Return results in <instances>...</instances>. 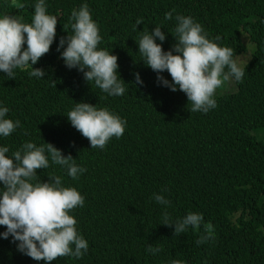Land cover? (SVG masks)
Returning <instances> with one entry per match:
<instances>
[{
    "label": "trees",
    "instance_id": "trees-1",
    "mask_svg": "<svg viewBox=\"0 0 264 264\" xmlns=\"http://www.w3.org/2000/svg\"><path fill=\"white\" fill-rule=\"evenodd\" d=\"M38 0H0V16L12 15L30 23ZM87 4L97 22L99 48L118 56L125 94L110 96L87 82L77 68L69 69L58 51L61 37L71 32L73 9ZM47 12L58 18L56 38L49 53L33 68L44 78L31 77V66L15 69V79L0 72V107L5 118L21 126L0 147L9 155L24 143H52L71 154L86 169L74 180L68 170L52 164L38 169L42 182L61 177L65 187L85 198L71 215L88 241L82 258L62 257L52 264H264V0H45ZM173 9L175 11H173ZM172 12V19L165 14ZM177 15L190 16L210 39L230 47L234 59L253 50L240 66L243 82L234 78L215 95L217 107L208 113L190 112L182 91L158 82V73L142 61L136 40L141 31L159 26L164 51L176 43ZM137 20L143 23L137 25ZM67 45L65 44V47ZM27 48V44L24 45ZM176 54V53H174ZM139 73L142 84H135ZM171 81L167 71L160 73ZM78 102L108 108L126 120L119 139L104 149L91 148L88 139L70 123L67 113ZM263 133V135H258ZM0 187H3L0 184ZM161 194L170 205L153 198ZM167 211L175 223L189 212L200 213L199 230L175 235L163 225ZM212 225V239L197 245ZM6 231L0 226V234ZM18 241L0 235V264H45L18 250ZM149 245L162 251L151 254Z\"/></svg>",
    "mask_w": 264,
    "mask_h": 264
},
{
    "label": "clouds",
    "instance_id": "clouds-1",
    "mask_svg": "<svg viewBox=\"0 0 264 264\" xmlns=\"http://www.w3.org/2000/svg\"><path fill=\"white\" fill-rule=\"evenodd\" d=\"M173 11H175L173 9ZM172 12L165 14L171 20ZM174 36L176 43L169 51L162 44L166 39L162 28L157 26L151 32L141 31L137 41L139 54L146 66L158 73L157 80L171 91L186 94L190 112L208 113L217 107L215 95L218 89L233 78L243 82L245 70L233 58L230 47L220 46L210 39L201 24L190 16L177 15ZM71 32L61 37L58 51L69 69L77 68L87 82L110 96L125 94V81L119 75L118 56L107 49L99 48L102 41L100 29L92 18L85 3L78 10L73 9L69 18ZM137 25L143 23L137 20ZM58 18L47 12L45 0L34 5V15L30 23L12 15L0 16V72L9 79H15V69L31 66L29 75L44 78L43 69L33 68L44 55L49 53L56 38ZM27 44V48L24 45ZM65 44L67 45L65 47ZM176 53V54H174ZM167 71L171 81L163 75ZM135 84H142L136 73ZM7 107H0V136L8 137L21 126L19 120L5 118ZM71 125L89 140L91 148L104 149L113 138L119 139L126 129V120L112 113L108 108H98L86 102H78L67 114ZM9 148L0 147V226L18 243V250L36 261L52 264L62 257L82 258L88 250V241L78 232L77 219L71 215L77 207H83L84 196L74 187H65L61 177L49 175L48 182H42L38 169H48L52 164L67 168L68 176L76 180L86 171L77 165L71 154L65 156L52 143L37 146L26 142L20 150L7 155ZM153 198L161 205L170 201L161 194ZM204 221L200 213L189 212L175 223L167 211L163 214V225L174 226L175 235L185 233L189 228L199 230ZM206 234L196 240L197 245L212 239V225H204ZM147 251L157 254L161 247L149 245ZM171 264H186L180 259Z\"/></svg>",
    "mask_w": 264,
    "mask_h": 264
},
{
    "label": "rangeland",
    "instance_id": "rangeland-1",
    "mask_svg": "<svg viewBox=\"0 0 264 264\" xmlns=\"http://www.w3.org/2000/svg\"><path fill=\"white\" fill-rule=\"evenodd\" d=\"M247 49H248V50H247L246 53H243L242 55L238 56V57H239L238 61L240 62V65L243 64V63L247 60V58H248V54L253 50V46H252V44L247 43ZM227 84H228V86H229L230 81L227 82ZM258 135H263V133H260V134H258Z\"/></svg>",
    "mask_w": 264,
    "mask_h": 264
}]
</instances>
